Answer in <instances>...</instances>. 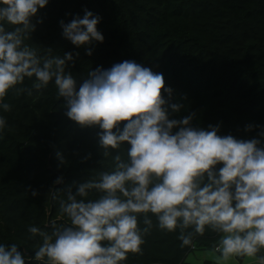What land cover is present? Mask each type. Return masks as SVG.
<instances>
[{
  "label": "clouds",
  "instance_id": "obj_1",
  "mask_svg": "<svg viewBox=\"0 0 264 264\" xmlns=\"http://www.w3.org/2000/svg\"><path fill=\"white\" fill-rule=\"evenodd\" d=\"M48 3L0 0V110L11 111L5 102L10 90L31 96L53 83L67 117L101 130L100 163L110 160V170L68 191L59 203L63 220L53 222L51 232L27 227L29 239L40 237L32 256L18 243H0V264H125L129 254H143L153 227L177 233L181 248L195 247V238L206 232L214 234L209 254L214 264L243 258L264 264V125H246V131H259L242 139L218 134L220 124L194 125V111L176 118L185 105L169 103L161 89L168 97L173 89L165 86L163 74L135 60L97 66L78 82L66 70L74 61L71 52L53 55L46 47L40 55L26 43L43 22L38 10ZM100 20L86 9L83 17L59 23L65 38L86 47L103 42ZM86 51L91 55V48ZM26 78L31 87H17ZM6 126L0 115V132ZM57 157L66 163L61 153ZM59 182L57 177L54 183Z\"/></svg>",
  "mask_w": 264,
  "mask_h": 264
},
{
  "label": "trees",
  "instance_id": "obj_2",
  "mask_svg": "<svg viewBox=\"0 0 264 264\" xmlns=\"http://www.w3.org/2000/svg\"><path fill=\"white\" fill-rule=\"evenodd\" d=\"M86 9L101 17L97 28L104 36L103 42L86 46L91 55L65 38L59 23L83 17ZM37 15L43 22L33 18L36 28L26 43L40 55L46 47L53 55L71 52L74 61L66 70L78 82L97 66L107 69L135 60L163 74L165 86L173 89L171 97L161 89L169 103L185 105L176 118L194 111V125L220 124L218 134L242 139L259 131H246V125H264V0H49ZM17 87H31V82L26 78ZM5 102L12 107L0 110L7 120L0 132V243H18L32 256L40 237L29 239L27 227L51 232L53 224L46 220L50 207V220L62 218L59 203L68 191L75 193L79 183L110 170V160L100 163L101 130L67 117L64 98H57L53 83L31 96L10 90ZM57 153L66 163H60ZM57 177L61 182L54 183ZM214 242L215 235L206 232L195 238V247L181 248L177 233L153 227L143 254H129L125 264H213L210 259L192 263L187 257L211 251Z\"/></svg>",
  "mask_w": 264,
  "mask_h": 264
},
{
  "label": "rangeland",
  "instance_id": "obj_3",
  "mask_svg": "<svg viewBox=\"0 0 264 264\" xmlns=\"http://www.w3.org/2000/svg\"><path fill=\"white\" fill-rule=\"evenodd\" d=\"M197 252L199 253V251H197ZM197 252H193V253L189 254V256L187 257V260L189 262H192V263H197L198 260H196V259H200V258L196 257L197 254H198ZM210 253H211V251H208V255ZM209 256L210 257H208V258H210V259H212L214 261L213 257L211 255H209ZM250 260L252 261L251 263H246L247 261H245V260L242 263H240L237 259H235L234 261H229V264H256L254 259H250ZM200 261H202V260H200ZM200 261H198V262H200Z\"/></svg>",
  "mask_w": 264,
  "mask_h": 264
},
{
  "label": "crops",
  "instance_id": "obj_4",
  "mask_svg": "<svg viewBox=\"0 0 264 264\" xmlns=\"http://www.w3.org/2000/svg\"><path fill=\"white\" fill-rule=\"evenodd\" d=\"M198 253V252H197ZM197 258H200V259H196V260H198V261H200V260H204V259H210V258H208V257H210L209 255H208V252L207 251H199V253L197 254V256H196ZM210 260H212V259H210ZM197 261V262H198ZM213 261V260H212ZM245 261H247L246 263H251L252 261L250 260V259H248V258H245ZM213 264H214V261H213Z\"/></svg>",
  "mask_w": 264,
  "mask_h": 264
},
{
  "label": "water",
  "instance_id": "obj_5",
  "mask_svg": "<svg viewBox=\"0 0 264 264\" xmlns=\"http://www.w3.org/2000/svg\"><path fill=\"white\" fill-rule=\"evenodd\" d=\"M55 186L56 185H54L53 186V189H52V191H51V194H50V201H51V199H52V196H53V192H54V188H55ZM50 213H51V207H50V211L48 212V214H47V224L48 225H50V224H53V222H62V220H63V218H60V217H58V218H56V219H53V220H50ZM38 263H40V262H38Z\"/></svg>",
  "mask_w": 264,
  "mask_h": 264
}]
</instances>
